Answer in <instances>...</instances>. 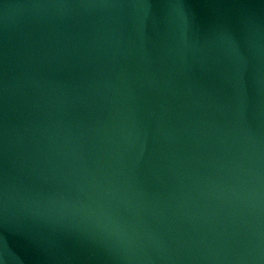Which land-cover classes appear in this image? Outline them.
Segmentation results:
<instances>
[{
	"label": "water",
	"instance_id": "1",
	"mask_svg": "<svg viewBox=\"0 0 264 264\" xmlns=\"http://www.w3.org/2000/svg\"><path fill=\"white\" fill-rule=\"evenodd\" d=\"M0 264H264V0H0Z\"/></svg>",
	"mask_w": 264,
	"mask_h": 264
}]
</instances>
